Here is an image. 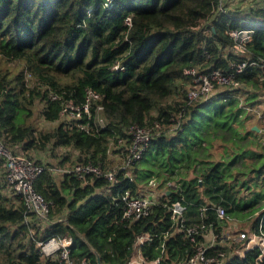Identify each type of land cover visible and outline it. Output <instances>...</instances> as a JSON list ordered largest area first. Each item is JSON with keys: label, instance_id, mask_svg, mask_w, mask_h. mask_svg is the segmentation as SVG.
Returning a JSON list of instances; mask_svg holds the SVG:
<instances>
[{"label": "trees", "instance_id": "16d2710c", "mask_svg": "<svg viewBox=\"0 0 264 264\" xmlns=\"http://www.w3.org/2000/svg\"><path fill=\"white\" fill-rule=\"evenodd\" d=\"M225 8L219 10L218 0H0V55L23 62L15 73L0 65V128L14 152L64 165L72 153L62 158L61 149L73 147L72 162L91 160L107 169L110 140L128 142L127 127L135 123L164 124L135 163L133 180L122 175L112 185L44 170L34 184L52 201L48 223L27 210L0 168V264H62L41 249L40 242L53 236L71 237L77 263L97 264L98 252L102 264H130L145 234L151 238L140 244L143 258L179 264L204 238L192 241L173 224L163 198L148 216L122 218L120 193H142L151 179L158 190L169 180L182 184L193 204L190 220H199L203 204L222 205L228 217L218 219L210 209L206 221L223 229L250 218L249 229L264 232V144L257 139L264 129L248 126L250 107L264 95V6ZM242 27L254 30L241 56L229 32ZM239 58L248 64L238 85L189 97L193 80L185 68L230 69ZM116 62L124 69H112ZM87 87L102 94L106 126L96 134L60 120L61 100L48 97L56 90L82 100ZM37 111L56 125H39ZM259 254L250 248L220 264H254Z\"/></svg>", "mask_w": 264, "mask_h": 264}, {"label": "built area", "instance_id": "2783aa9c", "mask_svg": "<svg viewBox=\"0 0 264 264\" xmlns=\"http://www.w3.org/2000/svg\"><path fill=\"white\" fill-rule=\"evenodd\" d=\"M219 10H224L227 0H218ZM256 6H264L256 3ZM127 23L131 24V18H126ZM252 27H242L232 29L229 34L235 41V51L240 52L242 56L247 52V45L252 39ZM251 63H254L251 62ZM248 64L247 59L239 58L230 63V69L217 68L211 72H201L195 67H187L184 73L190 75L193 84L187 86L188 95L191 99L200 95L210 94L219 85H238L237 76L245 71ZM112 69L123 70L120 62H116ZM26 79L29 83H34L33 76L26 71ZM48 97L51 100H61V109L59 119L70 124L71 127L77 125L87 133L96 134L100 128L106 126L105 118L102 114L104 105L101 102L102 94L94 88L85 89L82 100L66 99L64 93L50 90ZM164 127L161 121H154L150 126H143L138 123L127 127L126 132L130 136V142L119 138L118 144L113 140L109 141V154L111 159L119 160L117 164L105 169L101 164H95L91 160L66 163L64 165L48 164L38 162L36 159L22 152H14L9 148L2 136L0 128V158L3 160V173L5 180L16 192L20 193L25 200L28 211L34 212L37 218L44 223H48L50 218L52 201L47 200L42 193L35 188V179L46 169L52 174L64 175L73 174L79 179H86L92 176L97 179H105L112 185L121 181L122 175L133 180L135 177V163L142 157L144 151L148 148L154 136ZM77 156V150L73 147H64L61 149L62 158L66 154ZM149 188L142 193H133L130 188H126L120 193L123 202V219L132 221L150 215L154 206L161 198L164 199L166 206L171 212L173 224H177L192 241L196 242L197 236L204 239L196 244V249L189 254L179 264H220L229 254L244 255L245 251L258 247L260 254L254 264H264V232L261 228L256 230H235V228L218 229L214 219L206 221L207 211L212 209L216 218L224 219L228 217L222 205L203 204L200 208L199 220H190L187 216L188 205L180 186L173 180H169L158 190V181L151 179L148 183ZM179 192L172 196V193ZM167 234H165L166 236ZM149 234L138 238L135 246L140 249V244L146 239H150ZM71 237L53 236L44 242H40L43 255L52 260L58 259L62 264H89L86 258L80 263L75 262L71 255ZM238 244V245H237ZM224 245V249L218 248ZM237 245V246H236ZM164 249V243H163ZM233 247H235L233 249ZM142 264H159L160 257L154 260H146L142 257Z\"/></svg>", "mask_w": 264, "mask_h": 264}, {"label": "rangeland", "instance_id": "374dc122", "mask_svg": "<svg viewBox=\"0 0 264 264\" xmlns=\"http://www.w3.org/2000/svg\"><path fill=\"white\" fill-rule=\"evenodd\" d=\"M258 3L259 5H263L264 0H227L225 3V5H227V8H230V6L234 7L235 5H242L244 7H249L251 4H255ZM238 54H240V52H237ZM245 54V53H244ZM243 54V55H244ZM0 65L4 68H8L11 72L15 73L18 70H20V68H22L23 66V62L20 60H11L8 59L6 57H3L2 55H0ZM242 98V97H241ZM243 99V98H242ZM261 102L258 105H255L253 107H250V111L251 113L249 115L252 116V118L249 120V124L248 126L253 128V126H262L259 127L260 130L258 132H262V129H264V95H262L260 97ZM36 120L38 121L39 125H41L44 128H48V127H53L56 125L57 122H48L46 120H44L40 115L39 112L37 111L36 113ZM258 124V125H257ZM257 139H259V141L264 144V131L260 134V136H257ZM218 148V147H217ZM72 158H74L73 155H71ZM36 157V156H35ZM62 157V156H60ZM72 158L68 159L66 161V163H70L72 162ZM111 163L109 165V167L114 166L115 164L118 163L119 160H113L111 159ZM0 168L2 170V164L0 165ZM0 170V171H1ZM179 186L181 187V191L185 197L186 203H188L187 205L189 206H193L192 204V200L188 199L185 196L184 193V187H182V184H179ZM160 189V188H159ZM248 218V217H247ZM234 219V218H233ZM248 220H250V218H248ZM248 220H245V218L241 221L238 220H234L235 222H231V225L229 227H226L227 229L229 228H235V230H246V231H250L251 229H249L248 224L246 223ZM230 224V223H229ZM136 247V246H135ZM137 254V252L135 251L134 256ZM138 254L136 255L137 258ZM134 258V257H133ZM135 258V259H136Z\"/></svg>", "mask_w": 264, "mask_h": 264}, {"label": "crops", "instance_id": "0c3cea01", "mask_svg": "<svg viewBox=\"0 0 264 264\" xmlns=\"http://www.w3.org/2000/svg\"><path fill=\"white\" fill-rule=\"evenodd\" d=\"M137 254H138V256H137V258H136V255L134 256V258L131 260V262H130V264H142V255H141V251H140V249L138 250L137 249ZM136 258V259H135Z\"/></svg>", "mask_w": 264, "mask_h": 264}, {"label": "water", "instance_id": "95a60500", "mask_svg": "<svg viewBox=\"0 0 264 264\" xmlns=\"http://www.w3.org/2000/svg\"><path fill=\"white\" fill-rule=\"evenodd\" d=\"M253 129H256V130H260V128L258 126H253ZM97 254V264H102V261H101V257H100V254L98 252H96Z\"/></svg>", "mask_w": 264, "mask_h": 264}]
</instances>
